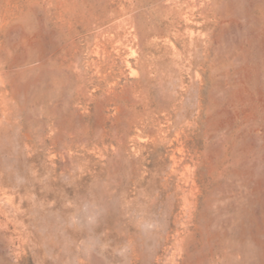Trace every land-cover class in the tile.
<instances>
[{
    "label": "rangeland",
    "instance_id": "rangeland-1",
    "mask_svg": "<svg viewBox=\"0 0 264 264\" xmlns=\"http://www.w3.org/2000/svg\"><path fill=\"white\" fill-rule=\"evenodd\" d=\"M0 264H264V0H0Z\"/></svg>",
    "mask_w": 264,
    "mask_h": 264
}]
</instances>
